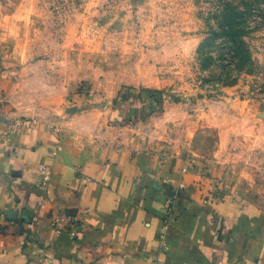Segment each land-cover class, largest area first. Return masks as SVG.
Masks as SVG:
<instances>
[{
    "label": "crops",
    "instance_id": "crops-1",
    "mask_svg": "<svg viewBox=\"0 0 264 264\" xmlns=\"http://www.w3.org/2000/svg\"><path fill=\"white\" fill-rule=\"evenodd\" d=\"M20 73L0 66V264H264V153L241 155L238 128L217 125L204 156L106 94L68 102L56 88L51 106L22 111ZM251 117L248 145L264 151V111ZM229 150L247 171L214 196L205 184L227 177Z\"/></svg>",
    "mask_w": 264,
    "mask_h": 264
},
{
    "label": "rangeland",
    "instance_id": "rangeland-1",
    "mask_svg": "<svg viewBox=\"0 0 264 264\" xmlns=\"http://www.w3.org/2000/svg\"><path fill=\"white\" fill-rule=\"evenodd\" d=\"M0 66L28 77L22 111L51 106L56 88L68 102L106 94L167 143L212 156L227 125L241 155L264 153L248 145L260 134L251 114L264 111V0H0ZM224 157L227 177L205 184L214 196L247 171Z\"/></svg>",
    "mask_w": 264,
    "mask_h": 264
},
{
    "label": "built area",
    "instance_id": "built-area-1",
    "mask_svg": "<svg viewBox=\"0 0 264 264\" xmlns=\"http://www.w3.org/2000/svg\"><path fill=\"white\" fill-rule=\"evenodd\" d=\"M171 211H172V208H171ZM68 220H70V223H71V227L69 230L71 231V234L74 236V235H76V232H77L76 225L78 224L77 223L78 219L70 216Z\"/></svg>",
    "mask_w": 264,
    "mask_h": 264
}]
</instances>
